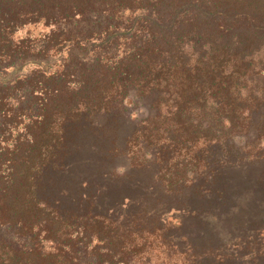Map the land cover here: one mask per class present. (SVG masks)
<instances>
[{"label":"trees","instance_id":"trees-1","mask_svg":"<svg viewBox=\"0 0 264 264\" xmlns=\"http://www.w3.org/2000/svg\"><path fill=\"white\" fill-rule=\"evenodd\" d=\"M131 90L156 94L159 110L134 138L155 161L133 167L158 164L164 196L197 181L222 215L233 194L213 179L217 152L264 156L260 139L232 146L264 105V0H0V264H264L262 210L241 215L234 244L189 248V224L149 204L109 213L91 194L40 196L57 176L74 187L73 143Z\"/></svg>","mask_w":264,"mask_h":264},{"label":"rangeland","instance_id":"rangeland-1","mask_svg":"<svg viewBox=\"0 0 264 264\" xmlns=\"http://www.w3.org/2000/svg\"><path fill=\"white\" fill-rule=\"evenodd\" d=\"M155 97L156 94L147 96L131 90L124 99L115 103V108L110 113L89 123L87 136L83 139L80 136L73 143L77 151L80 149L82 153L69 159L71 166L77 168L69 174L70 179L76 178L74 187L68 186L63 176H57L50 182V187L47 186L40 192V196L62 205H79L80 201L88 198L86 194H91L95 196L94 199L102 201L101 208L109 213L114 210L134 212L149 204L151 210L165 214L164 217L180 216L183 222L189 224L185 230L187 237L183 234L179 238L185 243V247L190 248V245H197L198 242L206 244L220 238H230L231 244H234L241 236L234 228L244 223L246 218L241 215L246 213L245 215L255 216L257 210L264 212V188L258 183L264 174V156L259 160L253 158L241 164H231L228 160L224 161L223 150L217 152L219 162L214 165L216 176L213 179L220 180L218 184L221 185L223 182L231 183L233 194L231 209L223 211L222 215L211 217L214 203L212 200L208 203L210 195H201L197 181L182 194L164 196L162 180L158 178V164L153 166V170L135 169L132 165V156H139L142 161L148 158L155 161L153 150L148 151L134 139L141 122L159 112L154 105ZM263 121L264 105L254 117L248 134L234 138L232 146L242 149L247 141L260 139V148L264 151V135L261 131ZM130 176L132 179L128 180ZM193 178L197 179V176ZM213 179L211 177V181ZM212 184L217 185L215 182ZM215 191L216 187L213 195L216 194ZM83 195L85 197L82 198ZM163 198H168L167 208H162L160 202H156ZM180 204L187 205L178 207ZM203 209H209V212ZM203 217L209 221L206 226L197 221ZM244 240L241 237L240 242ZM262 246L264 250V243Z\"/></svg>","mask_w":264,"mask_h":264}]
</instances>
